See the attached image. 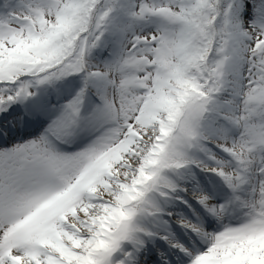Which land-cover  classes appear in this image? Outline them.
Masks as SVG:
<instances>
[{
  "label": "rangeland",
  "instance_id": "374dc122",
  "mask_svg": "<svg viewBox=\"0 0 264 264\" xmlns=\"http://www.w3.org/2000/svg\"><path fill=\"white\" fill-rule=\"evenodd\" d=\"M210 2L197 19L207 0H0V128L24 113L20 95L57 106L25 134L0 129V195L18 212L0 214V247L21 227L37 254L26 264H125L130 235L159 241L141 264H264V26L245 40L232 0ZM176 66L194 70L190 98ZM30 163L50 164L57 189L14 197ZM222 186L210 221L202 199ZM1 250L21 264L24 251Z\"/></svg>",
  "mask_w": 264,
  "mask_h": 264
},
{
  "label": "bare ground",
  "instance_id": "6f19581e",
  "mask_svg": "<svg viewBox=\"0 0 264 264\" xmlns=\"http://www.w3.org/2000/svg\"><path fill=\"white\" fill-rule=\"evenodd\" d=\"M229 17H230V25L234 28L236 27L238 29L243 30L244 32L242 36L244 37L245 40H249V37L251 35H254L257 32H261L262 30L261 28L264 26V0H232ZM46 93H47L46 91L43 93L44 96L39 95L37 97L38 101H36L35 103L33 101L32 102L27 101L28 99L25 98L24 95H20L17 98L18 100L17 103H19L24 108V113H22L20 117L12 118V120H9V122L4 123V128L2 129L0 128L3 132H5L4 137H6L7 135H9V137L11 136L17 137V135H20L19 131H21V125L23 124V122L27 123L25 124L27 125V128L32 127L36 129L39 125H41L42 120L49 112V110L52 111L57 108V106H55L56 105L55 96L51 95V97H48L47 95L48 93L47 94ZM42 98L43 100L44 99L45 100L43 102L39 101L40 99L42 100ZM45 101H47L48 103ZM6 114H9V110L6 111ZM16 131L18 132L15 133ZM47 137L50 139H54L49 131L47 132ZM1 139L3 138L1 137L0 140ZM62 146L65 147L66 143L63 142ZM120 176L125 177V172H123V174L121 173ZM174 184L177 185L175 182ZM12 185H13V189L11 191L12 192L11 195L18 198H25L29 194H34L38 190L39 191L44 190L42 186L45 188L44 191L56 190L58 185V180L56 178L55 173L52 171L50 164L44 166H37L36 163H30L29 165H26L24 169L19 170V174L15 177V180ZM216 190H218V192H215L211 196L209 195L206 198L202 199L204 201L203 204L206 206V211L208 213V217L206 216V218L210 221L218 219V215L212 209L213 199H215V197L217 198V196H219L222 199L228 196L227 193L225 194V190L223 189V186L220 189L215 188V191ZM152 197L153 198L151 200H153L154 204L159 206L155 209L158 211L161 210V214H162L163 213L162 210L164 208H162V205L160 206L161 201L155 199L153 194ZM7 198L9 197H6L4 193L0 195V214L5 219L12 220L15 216L18 215V212L14 210L15 206H13L7 200ZM234 200L235 198L232 197L228 200V204L231 205L230 206L231 208H233L234 204H236L234 203ZM246 207H243L241 209L244 211L245 215L248 211ZM229 208L227 207V209ZM155 212L153 213V215L150 216V218L157 220V217L154 216V214H157L158 212L156 213ZM147 224L149 225V222H147ZM221 226H222V222L220 221L217 223L216 228H221ZM145 229L153 233H160V234L168 232V229L162 223L158 224L157 228L154 230L151 229L150 225ZM150 234L151 233H149L148 236H150ZM199 236L201 241L200 243L203 244L207 242V237L204 231H202L201 234H199ZM131 238L132 236L130 235L128 237V241H126L125 244H123L124 248H122V249H126L125 264H141V260H142V258L140 257L141 253H145L144 255L147 261L155 260L154 253L151 252V248L155 249L156 248L155 245L159 244L157 237L155 238L154 236V238L152 237L149 238V241L146 244L147 250L139 249L137 245H134V243L130 241ZM1 240H3L4 244L2 247H0V251H2L1 249H5L6 246L11 247V249H13L14 251L15 250L19 252L24 251L28 243L26 231L21 227H17L10 236H3ZM22 253L23 254H20L21 264H26V262L32 263L33 262L32 259H34V257L37 255L34 253L30 254L25 251ZM131 257H135L136 259L133 258L131 261L130 260ZM113 264H117L115 260L113 261Z\"/></svg>",
  "mask_w": 264,
  "mask_h": 264
},
{
  "label": "trees",
  "instance_id": "16d2710c",
  "mask_svg": "<svg viewBox=\"0 0 264 264\" xmlns=\"http://www.w3.org/2000/svg\"><path fill=\"white\" fill-rule=\"evenodd\" d=\"M208 1V3H209V8H210V10H204L200 15H198L197 16V19H200L199 17H201V16H203V13L204 12H207V14L210 16V15H213V13H214V9H213V7L211 6L212 4H211V2H210V0H207ZM203 2V1H202ZM114 4V1H111L108 5H107V8H110L112 5ZM79 29V28H78ZM78 29H76V30H78ZM64 30V28L63 27H61L60 26V31L62 32V33H65V31H63ZM225 41L221 38V44H223ZM65 44V43H64ZM208 45V44H207ZM203 48H205V43H201V42H199V49H200V51H199V54H203ZM197 57V56H196ZM64 63H66V65H68V66H72L73 64L69 61V60H67V61H65ZM57 65V61H55V63H53L52 65H50V66H52V67H55L54 65ZM40 66V65H39ZM50 66H40V70H39V72L41 71V70H43V68L44 69H47V68H51ZM57 67H59V65L57 66ZM176 70H178V69H181V72L179 73L180 75H179V78L181 79V85H182V87L184 88V91L186 92L185 93V95L184 96H186V97H189L190 98V96H192L193 94H194V92H196L193 88V86H192V79H191V74H193V71L194 70H192L191 72H189L188 74H185L184 73V71H185V69H183L181 66H176V68H175ZM61 70V69H60ZM39 72H36V73H39ZM33 73H35V72H33ZM49 74L48 75H50V76H56V75H58V73H60V71L58 70V68H55V70H53V71H51V72H48ZM195 77H198L197 75H196V73H195V75H194ZM9 77H14V76H9ZM199 78V77H198ZM37 79V78H36Z\"/></svg>",
  "mask_w": 264,
  "mask_h": 264
}]
</instances>
